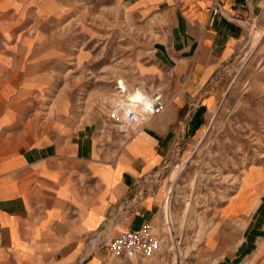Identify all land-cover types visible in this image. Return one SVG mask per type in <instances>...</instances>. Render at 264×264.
<instances>
[{"label":"crops","instance_id":"obj_1","mask_svg":"<svg viewBox=\"0 0 264 264\" xmlns=\"http://www.w3.org/2000/svg\"><path fill=\"white\" fill-rule=\"evenodd\" d=\"M258 1L108 0L102 5L107 15L121 16L115 28L127 38L130 31L141 35L137 42L144 48L131 69L129 41L122 37L128 54L111 77L121 76L127 92L158 90L163 110L114 124L106 116L81 120L80 113L68 119L59 105L53 118L26 119L14 138L20 145L0 149V264H161L153 256L117 262L106 244L144 222L158 226L170 190L162 178L165 162L190 150L218 104ZM65 8V0H0V32L4 37L9 31L15 45L22 39L32 43L28 32L65 25ZM35 15L40 24L35 25ZM55 91L61 95L65 89L58 85ZM5 138L0 135V142ZM257 174L244 172L234 194L223 200L216 229L203 231L196 246L185 248L191 264H264V214H257L264 211L259 190L264 182Z\"/></svg>","mask_w":264,"mask_h":264},{"label":"rangeland","instance_id":"obj_2","mask_svg":"<svg viewBox=\"0 0 264 264\" xmlns=\"http://www.w3.org/2000/svg\"><path fill=\"white\" fill-rule=\"evenodd\" d=\"M106 1L65 0V25L50 32H28L34 35L32 43L22 39L15 45L9 41V31L3 32L4 37L0 32V39L8 40L0 41V56L5 57L0 60V93H4L0 99L5 104L0 110L4 124L0 135L6 136L0 149L20 145L14 138L28 118H53L59 105V113L68 119L79 118V113L81 120L107 117L109 104L117 99L112 86L120 82L130 92L122 77L112 78L111 73L122 70L117 61L128 54L122 37L129 41L131 69L136 65L138 51L144 49L137 42L141 35L130 31L127 38L126 31L116 29L121 16L107 15L102 6ZM34 19L35 25L40 24L39 16ZM228 74L226 88L190 150L174 154L163 167L162 178L170 190L154 226L159 250L151 256L161 264L192 263L185 248L196 246L203 231L216 229L223 200L234 194L245 171L257 170L256 177L264 182V0L258 1L245 24ZM58 85L64 94H56ZM261 210L257 214H264Z\"/></svg>","mask_w":264,"mask_h":264},{"label":"built area","instance_id":"obj_3","mask_svg":"<svg viewBox=\"0 0 264 264\" xmlns=\"http://www.w3.org/2000/svg\"><path fill=\"white\" fill-rule=\"evenodd\" d=\"M212 9V14L217 13ZM117 99L107 111V118L114 124L133 123L139 118L145 119L163 110L164 102L158 90L144 91L133 88L129 93L120 82L116 83ZM154 225L144 222L136 229L125 230L106 244L107 252L113 258L135 259L154 255L160 246L159 236L154 232Z\"/></svg>","mask_w":264,"mask_h":264}]
</instances>
